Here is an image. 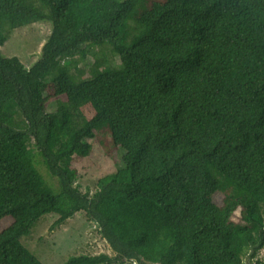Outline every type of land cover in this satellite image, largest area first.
Wrapping results in <instances>:
<instances>
[{
    "label": "trees",
    "instance_id": "16d2710c",
    "mask_svg": "<svg viewBox=\"0 0 264 264\" xmlns=\"http://www.w3.org/2000/svg\"><path fill=\"white\" fill-rule=\"evenodd\" d=\"M40 21L52 29L30 68L0 54V220L13 219L0 232V264H44L20 238L41 215L60 224L81 210L111 254L65 264L255 258L264 248V0H0V46ZM88 45L105 70L80 66ZM58 96L68 105L47 110ZM96 138L120 163L89 198L71 163Z\"/></svg>",
    "mask_w": 264,
    "mask_h": 264
},
{
    "label": "rangeland",
    "instance_id": "374dc122",
    "mask_svg": "<svg viewBox=\"0 0 264 264\" xmlns=\"http://www.w3.org/2000/svg\"><path fill=\"white\" fill-rule=\"evenodd\" d=\"M51 23L49 21L36 22L21 28H17L11 37L0 46V54L3 56H15L20 59L24 67L30 68L31 65L39 58L42 47L51 33ZM80 66L87 67L90 64L96 65L100 70H105L101 58L98 56L97 49L91 45L86 46L85 58L77 57ZM63 67L68 71L70 68L66 63ZM68 105L66 98L58 96L50 103L46 104V109L50 110L58 106ZM93 141L91 153L84 158H74L71 163L77 171L75 185L82 192L87 193L92 198L98 190V182L106 180L114 173L120 163L118 151H114L113 156L108 155L106 148L100 144L99 139ZM37 167L43 174L44 178L55 190L57 181L51 177L45 170V167L36 159ZM58 214L49 213L41 215L31 227L27 236L20 238L21 243L29 249L44 264H65L70 255H79L84 253L106 252L111 254L109 245L102 237L98 225L90 221L85 213L81 210L76 212L72 217L66 219L60 224L54 221ZM13 223L11 217H4L0 220V232L9 224ZM260 260L264 264V248L260 249L256 257L250 260L248 264ZM133 264V263H132ZM136 264V262H134ZM220 264H232L220 263ZM245 264V258L243 259Z\"/></svg>",
    "mask_w": 264,
    "mask_h": 264
},
{
    "label": "water",
    "instance_id": "95a60500",
    "mask_svg": "<svg viewBox=\"0 0 264 264\" xmlns=\"http://www.w3.org/2000/svg\"><path fill=\"white\" fill-rule=\"evenodd\" d=\"M97 224V223H96ZM100 233H101V235L103 234L102 233V229L100 228ZM106 241V240H105ZM107 242V241H106ZM107 244L109 245V243L107 242ZM248 259H250V256L249 255H247L246 257H245V264H248ZM136 262V261H135ZM136 264H138V262H136Z\"/></svg>",
    "mask_w": 264,
    "mask_h": 264
}]
</instances>
